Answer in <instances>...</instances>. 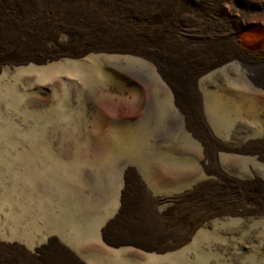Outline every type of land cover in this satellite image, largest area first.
Instances as JSON below:
<instances>
[{
	"label": "rangeland",
	"instance_id": "1",
	"mask_svg": "<svg viewBox=\"0 0 264 264\" xmlns=\"http://www.w3.org/2000/svg\"><path fill=\"white\" fill-rule=\"evenodd\" d=\"M0 264H264V0H0Z\"/></svg>",
	"mask_w": 264,
	"mask_h": 264
},
{
	"label": "crops",
	"instance_id": "2",
	"mask_svg": "<svg viewBox=\"0 0 264 264\" xmlns=\"http://www.w3.org/2000/svg\"><path fill=\"white\" fill-rule=\"evenodd\" d=\"M124 232H126L130 238H134L137 239L136 241H140L138 239H143L145 240V244L148 246H152V244H169L172 241H176L177 238L181 235V231L178 232L176 229H174L173 231V236H170L167 232H161L158 236L155 235L154 237L150 234L141 232L137 229H128V230H123ZM122 233V232H121ZM108 243V242H107ZM144 243V242H143ZM111 246H115L118 247L120 245H132L134 248L137 249H144L143 247H141L138 244L133 243H126V244H110ZM163 251H165V248H161ZM147 251H151V249L147 250ZM162 252V251H161Z\"/></svg>",
	"mask_w": 264,
	"mask_h": 264
},
{
	"label": "bare ground",
	"instance_id": "3",
	"mask_svg": "<svg viewBox=\"0 0 264 264\" xmlns=\"http://www.w3.org/2000/svg\"><path fill=\"white\" fill-rule=\"evenodd\" d=\"M102 1V0H101ZM74 2V1H73ZM77 2V1H76ZM82 3V2H81ZM89 3V2H88ZM59 4V3H58ZM93 4V3H92ZM52 5V4H51ZM88 5V4H87ZM125 5V4H124ZM253 5L256 7V8H258V3H256V2H253ZM89 6V5H88ZM72 7V6H71ZM70 7V8H71ZM91 7V6H90ZM93 8V7H92ZM114 8V7H113ZM52 9V8H51ZM60 9V8H59ZM65 9V8H64ZM72 9V8H71ZM109 9V8H108ZM81 10V9H80ZM100 10V9H99ZM218 10V9H217ZM47 11H49V10H47L46 9V7H43L42 9H40V12L39 13H42L43 15H45L46 13H47ZM88 11V10H87ZM91 11V10H90ZM89 11V12H90ZM33 12V11H32ZM74 12V11H73ZM72 12V13H73ZM83 12V11H82ZM95 12V11H94ZM50 13H52L53 14V11L51 10L50 11ZM69 14V13H68ZM67 14V15H68ZM92 14V13H91ZM93 14H96V13H93ZM100 14V13H99ZM30 15H32V14H30ZM52 16V15H51ZM56 16V15H55ZM88 17H89V15H87ZM25 17V16H24ZM33 17H34V15H33ZM68 17V16H67ZM107 17V16H106ZM109 17V16H108ZM227 17V16H226ZM31 18V17H30ZM37 18V17H36ZM42 18V17H41ZM29 19V18H28ZM36 20V19H35ZM39 20V19H38ZM50 20V19H49ZM108 20V19H107ZM43 21V20H42ZM58 22V21H57ZM62 22V21H61ZM41 23V22H40ZM19 24V23H18ZM22 24V23H21ZM53 24V23H52ZM12 27V26H11Z\"/></svg>",
	"mask_w": 264,
	"mask_h": 264
}]
</instances>
